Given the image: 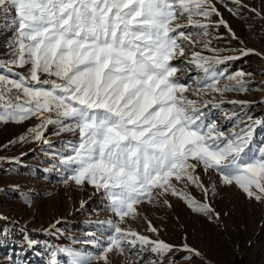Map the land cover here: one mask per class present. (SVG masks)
Returning <instances> with one entry per match:
<instances>
[{
	"label": "snow or ice",
	"instance_id": "6c2138e0",
	"mask_svg": "<svg viewBox=\"0 0 264 264\" xmlns=\"http://www.w3.org/2000/svg\"><path fill=\"white\" fill-rule=\"evenodd\" d=\"M213 16H221L213 0H0V35L12 33L4 44L8 58L0 60V70H6L0 71V123L40 121L20 142L31 136L49 144L44 137L49 125L59 127L56 135L78 133V142H69L71 154L60 157L69 173L64 183L89 184L102 192L115 217L100 222L107 225L103 239L85 242L95 252L60 249L70 264H113V255L125 256L129 264H163L145 262L143 253L166 257L174 250L187 253L189 264L203 260V253L187 243L152 240L122 225L141 216L144 204L171 207L168 196L219 220L210 202L218 188L213 174L219 185L234 186L264 204V143L253 142L262 122L237 118L225 130L212 112L225 102H216L213 94L246 92L244 77L251 75L217 71L216 65L240 57L221 56L223 50L211 47L213 24L238 39L222 17L214 22ZM197 45L201 50L189 54ZM185 65L203 76H182L191 71ZM227 102L242 108L249 103ZM198 169L208 176L207 184ZM190 186L202 192L203 201L188 191ZM52 255L50 264H58Z\"/></svg>",
	"mask_w": 264,
	"mask_h": 264
},
{
	"label": "rangeland",
	"instance_id": "374dc122",
	"mask_svg": "<svg viewBox=\"0 0 264 264\" xmlns=\"http://www.w3.org/2000/svg\"><path fill=\"white\" fill-rule=\"evenodd\" d=\"M213 2L221 16H213L211 20L215 22L222 17L238 39H233L223 25L213 24L209 29L213 38L211 47L223 50L219 53L221 56L240 57L216 65L217 71L226 70V75L243 71L251 75L244 77L248 91L227 92L223 97L213 94L216 102L221 99L225 102L212 112L225 130L232 128L237 118H243L247 123L260 120L262 123L255 127L253 136L254 145L259 146L264 143V0H240L239 4L234 0ZM3 24L4 20L0 19V29ZM11 35V32L0 35V60L8 58L4 55L7 51L4 44ZM247 49L254 51L241 55V50ZM193 50L200 51L201 46L189 48V54ZM203 54L213 55L208 51ZM185 67H191V71L181 73L182 76H203L202 71L188 65ZM16 71L26 72L27 69ZM221 83L228 81L222 80ZM230 100L249 103L242 108L239 104L228 103ZM229 116L233 119L229 120ZM247 116H251L252 121H248ZM39 122L32 118L22 123H0V264H50L53 253L58 264H70L71 257L60 249L95 252L93 245L85 242L103 239L107 225L100 222L115 219L106 207L107 200L102 192H97L89 184L64 183L69 173L60 165V157L71 154L69 142L77 143L78 133L60 132L56 135L59 127L49 125L44 132L49 144L35 141L31 136L27 142L19 141V137L28 134V129ZM197 171L207 184L208 176L202 169ZM212 179L218 188L210 202L220 213L219 220L210 221L192 212L184 201L168 196L171 207L162 202L158 205L144 204L140 206L141 216L129 220L122 227L130 226L152 240L159 239L176 246L187 243L199 249L204 259L197 257L191 264H264V204L248 199L234 186L219 185L214 174ZM188 191L197 200H204L198 188L190 186ZM149 221L158 229L157 233L149 230ZM30 241L34 242L31 247ZM186 255L183 251L174 250L166 257H157L145 251L143 260L189 264ZM111 258L113 264H129L125 256L113 255Z\"/></svg>",
	"mask_w": 264,
	"mask_h": 264
}]
</instances>
